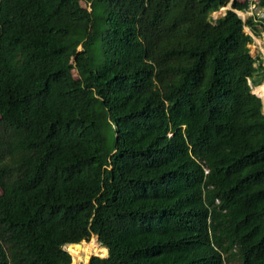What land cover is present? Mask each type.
<instances>
[{"label":"trees","instance_id":"1","mask_svg":"<svg viewBox=\"0 0 264 264\" xmlns=\"http://www.w3.org/2000/svg\"><path fill=\"white\" fill-rule=\"evenodd\" d=\"M251 4L0 0V264H264Z\"/></svg>","mask_w":264,"mask_h":264},{"label":"rangeland","instance_id":"2","mask_svg":"<svg viewBox=\"0 0 264 264\" xmlns=\"http://www.w3.org/2000/svg\"><path fill=\"white\" fill-rule=\"evenodd\" d=\"M241 1H250L252 4H251V6H250V8H249V10L248 11H241L240 12V15L242 16V18L245 20V21H247L251 16H252V14H258L259 16H264V10H262L259 6H258V4H257V2H258V0H241ZM82 4L84 5V6H87V7H90V4H88L86 1H83L82 2ZM229 7H231V5H229L228 7H224V8H222L220 11H218V12H215L214 14H213V17L216 19V18H219V17H221L222 15H224L225 14V12H226V10L229 8ZM259 34L257 33V34H255L254 32H253V30L249 27V26H247L246 27V31L248 32V33H250V34H252L253 36H254V39H255V41H254V43L251 45V49H252V54H253V56L254 57H258V58H260V59H263V61H264V26H259ZM75 76L77 77L78 76V74H77V72H75ZM254 92H256V88H254ZM257 94V93H256ZM258 95V94H257ZM261 97V96H260ZM262 99H263V102H264V98L263 97H261ZM94 244V246L96 245L99 249H100V251H98V253L97 252H92V254H91V256H95V255H98V256H105L104 254H106V252L105 251H103L102 250V244L99 242V240H98V237L97 236H94V237H92V239L89 241V242H86V241H84V245L85 246H90V244ZM68 248V247H67ZM68 250L70 251V249L68 248ZM71 252V251H70ZM72 253V252H71ZM82 254H83V256H82ZM107 254H108V252H107ZM106 254V255H107ZM86 255H87V253L86 252H82L80 255H79V257H80V259H78V261L76 262V264H89L90 263V260H88L87 259V257H86ZM72 256H73V261H74V259H75V257H74V255L72 254ZM82 256V257H81ZM85 256V257H84ZM74 263H75V261H74ZM73 262H72V264H74ZM235 264H238L237 262L235 263Z\"/></svg>","mask_w":264,"mask_h":264},{"label":"bare ground","instance_id":"3","mask_svg":"<svg viewBox=\"0 0 264 264\" xmlns=\"http://www.w3.org/2000/svg\"><path fill=\"white\" fill-rule=\"evenodd\" d=\"M255 93H257L258 95H260L261 97L264 98V84L261 85V86L256 87V92H255ZM68 248H69L70 251L72 252L71 254H73L74 257H75V259H74L75 263H74V261H73L74 264H76V262L78 261V259H80L79 255H80L83 251L87 253V255H86L87 259H88V256H91V254H92L93 251H94V252H97V253H98V251H100V249H99L96 245L94 246L93 243L90 244V246H88V247L85 246V245H83V248H79V247H76V246H74V245H68ZM102 250L105 251L106 254H107L108 249H107L106 247H102ZM70 251H69V252H70ZM106 254H104V255H106ZM107 255H108V254H107ZM82 256H83V254H82ZM82 256H81V257H82ZM84 257H85V256H84Z\"/></svg>","mask_w":264,"mask_h":264},{"label":"water","instance_id":"4","mask_svg":"<svg viewBox=\"0 0 264 264\" xmlns=\"http://www.w3.org/2000/svg\"><path fill=\"white\" fill-rule=\"evenodd\" d=\"M229 8H231V7H229ZM71 245H74V246L79 247V248H83L84 242L75 243V244H71ZM91 258H92V256H88V260H91Z\"/></svg>","mask_w":264,"mask_h":264},{"label":"clouds","instance_id":"5","mask_svg":"<svg viewBox=\"0 0 264 264\" xmlns=\"http://www.w3.org/2000/svg\"><path fill=\"white\" fill-rule=\"evenodd\" d=\"M241 11H239L238 13L240 14Z\"/></svg>","mask_w":264,"mask_h":264},{"label":"built area","instance_id":"6","mask_svg":"<svg viewBox=\"0 0 264 264\" xmlns=\"http://www.w3.org/2000/svg\"><path fill=\"white\" fill-rule=\"evenodd\" d=\"M253 15V14H252ZM262 17H264V16H262Z\"/></svg>","mask_w":264,"mask_h":264}]
</instances>
